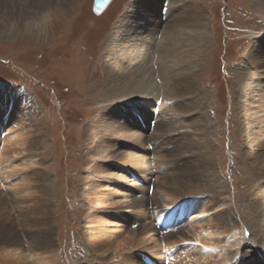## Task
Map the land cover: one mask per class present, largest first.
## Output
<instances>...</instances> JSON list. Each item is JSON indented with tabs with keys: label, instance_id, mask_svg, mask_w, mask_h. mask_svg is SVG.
Masks as SVG:
<instances>
[{
	"label": "rangeland",
	"instance_id": "obj_1",
	"mask_svg": "<svg viewBox=\"0 0 264 264\" xmlns=\"http://www.w3.org/2000/svg\"><path fill=\"white\" fill-rule=\"evenodd\" d=\"M147 1H150L151 4L159 2L154 10H149V13L146 12L143 21L140 22V28L144 25V29H149L152 24L153 17H150V14L159 15L162 2V0H137L140 10L145 8ZM173 1L174 13L179 10V7H183V4L189 5V2L193 1L199 6L205 4V17H209L208 42L205 55L201 60L202 66L197 69L199 75L197 76V86L203 90L202 102L205 104L203 115L207 116V119L210 118L216 126L210 135L211 137L209 136L212 150L210 149L208 154L219 174L220 181L226 184L221 190L223 197L220 203L222 207L231 206L232 219L238 223V227L231 229L232 231L227 233L221 231V233L213 236L215 239L213 244L206 241L207 239L203 238L202 240L200 237L192 235L193 233L190 236L186 235L185 237L188 239L176 243V251L187 250V258H196L198 255L207 253L209 246L212 245L215 250H211V253L217 254L221 250L217 244L218 241H216L218 237L222 240V244H225L235 234L238 238L244 237L241 245L234 246V252L238 251L237 255L240 256L242 249L247 244L253 243L251 239V236L254 237L253 229L248 221V213L244 212V209L246 201L259 186L256 179L251 178L249 174L247 175V170L253 164L249 159L251 157L249 153L253 147L249 146V141H246L243 130L240 103H245V100L239 99L237 94L236 80L240 71L236 65L246 57L253 43V36L249 33V27L254 28L257 24L262 23L257 17L259 13L249 10V8H253V2L257 0ZM132 2L135 0H111L101 14H96L93 7L94 0H0V92L12 86L28 91L35 97L39 112L33 121L29 120L27 116L24 117L25 121H23L21 119L22 111H18L14 120L19 122H14L12 126L6 127L5 125H9L7 120L9 117L11 120V114L14 112L13 105L3 104L0 99V111L6 112L4 117L0 114V121L6 119L4 127L7 128V131L4 132L6 134L0 140V163L2 167L8 166V162H4L5 158L8 157L15 158L14 164L25 163L26 159L31 158L30 161L38 163L31 164L32 166L29 168H27V164H24L16 172H22L21 177L22 175L26 177L31 173L43 171L51 178L52 199L49 202V218L37 225L35 222L24 225L23 222L15 219V229H19L20 234L22 233L19 235L21 250H24L30 260V263L25 262V264H42L45 257L50 260L51 264H103V259H107L111 264L118 259V257H114L115 254L118 255L117 252H122L120 255L122 258L119 259L120 261H116V264H129L123 261L125 254L144 256L141 254L144 252L137 250L134 243H130V246L118 247L121 245L119 240L123 237L120 238L117 234L122 233L121 231L124 229L122 224L126 218L116 211L130 204L131 197L128 195L130 190L149 182L151 184L147 194L151 195L153 189H158L159 192L156 195L161 206L163 205L160 208H172V205H164L162 192L168 191L169 181L172 182V178L177 175L178 169L174 172V176L172 174V177L169 176L171 177L168 178L169 181L165 180V176H168L167 173L172 166L173 168L176 166V162L181 164V158L176 152L169 154L167 141L160 139L163 142L152 144L155 138H159L164 132L156 133L152 139L148 138L149 143L152 144H149L151 148L144 146L143 142L140 145H134L133 142L130 144L131 151L136 155L148 156L147 161L151 160L147 167L152 172L145 180L146 182L144 181L145 183L141 180L138 182V178L131 175L127 168L128 175L125 178H120L122 173L115 170L112 182L106 183V180L101 179L103 182L99 187L93 190L90 187L99 184L96 183L97 178L95 179L91 174V166L102 161L98 155H94L90 151L93 133L88 127L93 119L109 105L105 101L112 100L106 96L110 89L108 84L110 71L105 64V47L111 41L121 17L126 13V7ZM139 19L141 18L139 17ZM41 21H45L43 23L45 26L42 28L38 26ZM164 22L159 29L165 28L167 22ZM157 59L152 58V69H156L161 64L164 65V63L165 65L171 63L164 59L162 63L157 64L160 62ZM160 89L161 96L164 98L163 101H165L167 97L166 94L165 97L163 96L165 89L163 86ZM173 101L166 100L168 103L165 109L150 107L152 112L148 119L154 122L160 116L165 115L174 122L184 120L185 117H182L178 109L172 107ZM155 111L157 112L154 113ZM184 122L177 124L174 132L171 130L166 132V137L167 135L168 137H176L181 126H185L186 123ZM143 123L141 126L145 128V136L148 137L149 129L153 130V126H149L148 129ZM9 127L10 129H8ZM186 129L190 128L187 127ZM2 131L4 129L1 128L0 132L2 133ZM38 132L42 135V142L39 145H33L30 142L32 135ZM7 134L13 136L17 134V138H21L19 143L12 141L11 143L7 139ZM5 136H7L6 139ZM142 145L146 150L142 148ZM4 151H6L5 155L3 154ZM145 151L148 153L146 154ZM248 160L249 165L247 164ZM194 161L190 160V164H195ZM143 165L139 164L138 166L143 168L141 167ZM2 167L0 166V180H3L2 183L0 182L1 203H3V196L6 194L14 195L16 189H19L18 191L21 193L25 188L33 187L34 182L31 179L27 182L29 185L22 187L19 185V187L16 186L17 188L12 187L13 184L9 179V183L6 182V184L5 181L7 180L5 179L9 174H2L1 171L7 169V167ZM134 179L137 181L135 182ZM131 181H134L136 185L131 186ZM181 183L180 191L192 192V195L187 200L184 197L177 201L175 205L181 204L177 209H184L181 202L187 203L189 200L195 208L189 220H182L184 226L181 225V227L188 231L193 230L196 225L205 223L215 208L208 209L204 205L208 200L207 194L199 193L204 192V190L199 186L198 180L190 179ZM186 188L188 189L186 190ZM32 191L30 190V192ZM168 193L174 197L179 196V194H173L171 191ZM87 200L94 207L87 209ZM201 201L203 202L200 205L202 207L195 206ZM29 203L31 202L27 204ZM0 207L2 206L0 205ZM9 208L6 207L4 211L9 212ZM18 209H11V212L17 213ZM150 213L152 212L150 211ZM30 214L34 215L32 212ZM4 218L5 216L0 217V221L5 220L7 225L14 223L13 220ZM154 221H157V216L154 214L143 219V223H155ZM244 225L249 227V229L247 227L249 233L243 228ZM24 231H28L30 235L24 234ZM43 231L50 232L52 247L45 248L38 255L32 257L33 253L29 251L32 241L39 239V233L42 234ZM114 236L117 239H114ZM158 237L157 234L149 246L154 247V242L157 240L163 244L164 241L159 240ZM108 238L113 239L110 248L101 244V241L103 242ZM176 239L179 240V237H172V240ZM117 244L119 245L117 246ZM163 247L164 245L162 249ZM159 248L158 246L159 253H162L163 250L161 251ZM131 249L134 251L131 252ZM123 250L126 251L125 254ZM257 250L259 251L258 247ZM189 252L192 253V256L188 255ZM8 253H15L14 246L11 245V242L7 243L0 239V264H19L17 261L8 260L5 257ZM260 253L258 254L263 257ZM219 254L218 264H221L223 257L230 252L224 251ZM11 259L14 260V257ZM177 260H170L171 262L167 264H188L187 262L194 264L188 259ZM156 261L158 264H165L164 260ZM138 264L143 263L138 261ZM227 264H231V261Z\"/></svg>",
	"mask_w": 264,
	"mask_h": 264
},
{
	"label": "bare ground",
	"instance_id": "obj_2",
	"mask_svg": "<svg viewBox=\"0 0 264 264\" xmlns=\"http://www.w3.org/2000/svg\"><path fill=\"white\" fill-rule=\"evenodd\" d=\"M158 2L151 4L150 1H147L145 8L140 10L138 2L135 0V2H132L126 7V13L121 17V21L114 35H112L111 41L105 47V64L110 71V78L108 80L110 89L106 96L112 100L105 101L109 105L93 119L88 127L93 133V139L90 141V151L92 154L98 155L100 161H102L101 163L96 162L91 166V174L95 179L97 178L96 183H99L91 185V190L99 187L103 182L102 180H106V183L112 182L115 170L122 173L119 176L120 178H125L128 175V172H126L128 168L131 175L138 178V182L140 180L144 182L148 179L152 171L147 166L151 160L147 161L148 156H141V158L139 155H136L131 151L132 147L130 144L133 142L134 145H140L143 142L144 146L148 147L151 144L148 138H154L156 133L164 132L159 138H155L152 144L167 141L166 143L169 149H166L170 152L169 154L176 152L181 158V164L176 162V166L174 168L172 166L167 173L168 176H165V180L167 181L178 169V173L176 172L177 175H173V180L171 179L172 182L168 180L170 183L168 185V191L166 192L165 190L162 192L164 205H172V209L160 208L163 205L161 206V202L157 197L159 190L153 189V193L148 195L147 192L149 191L151 183L148 182L147 184L145 181V184H142V186L130 190L128 194L131 197L130 204L116 211L122 217L126 218V221L122 224V228H124L121 231L122 233L117 234L118 237H123L119 240V244L121 245L117 244V246L122 247L124 245L125 247V245L130 246V243H134L137 250L145 253H141L144 255L142 257L140 255L133 256L131 254H125L126 251L123 250L125 254L123 261L129 264H138V261L146 264L152 258L158 261H165L166 255L176 247V243L185 241L187 238L185 236H190L191 233L196 237H200L202 240L203 238L207 239L206 241L213 244L215 241L213 236L221 233V231L227 233L228 231H232L231 229L238 227V223L232 219L231 206L222 207L220 203L223 197L221 190L226 184L220 181L219 174L208 154L211 149V142L209 141L210 135L214 132L216 126L210 118L207 119V116L203 115L205 106L202 102L204 97L203 90L197 86V76H199L197 69L202 66L201 60L205 55L210 29V24H208L209 17H205V4L199 6L197 3L195 4V2L190 1L189 5L183 4V7H179V10L174 13V8L172 7L174 1L162 0L159 15L155 16L154 14H150V17H153L150 28L144 29V25L140 28V22L143 21L147 14L146 12L149 13V10H154ZM51 3L53 4V2ZM249 10L259 13L257 17L262 23L257 24L254 28L249 27V33L253 36V43L246 57L244 56L245 58L240 60L236 65L240 71L236 81L238 97L239 99L245 100V103L241 102V105L239 104L243 117V130L246 141H249V146L253 147V150L249 153L251 156L249 159L253 164L247 170V175L249 174L251 178L256 179V183L259 186L246 201L244 209V212L246 211L248 213V221L253 229L254 237L251 236V239L254 244H247L242 249L240 256H238V251L234 252V246L241 245L244 237L238 238L234 234L231 236L232 239L225 244H222V240L218 237L216 241H218L217 244L221 250L217 254L211 253V250L213 251L215 249L210 245L208 252L204 255H198L196 258H187L186 254L188 251L186 250L177 252L172 258H169L170 260H177L179 258L177 261L188 259V261L194 262V264H218L220 260L219 253L228 251L230 254L223 257L221 264H227L230 261L231 264H264V0L253 2V8H249ZM172 17L175 20L174 22L171 19ZM168 18L170 19L168 20ZM164 21L167 22L165 28L159 29ZM43 23L45 21L38 23V26L42 28L45 26ZM152 58H158L157 61L160 62L157 64L162 63L164 59H167V62L170 61L171 63H167L166 65L164 63L165 66L161 64L156 69H152ZM162 86L165 89L163 96L166 94V100H174L171 105L176 110L178 109L182 117H185L184 120H176L175 123L174 120L165 117V115L160 116L154 122L148 119L152 112L150 107L165 109L167 106L168 102L166 100L163 101L164 98L161 96L162 92L160 87L162 88ZM0 99L3 104L8 103V105H13L14 111L11 114V120L10 117L7 120L9 125H5L6 119L0 121V129H4L2 133L0 132V140L6 134L4 132L7 131L4 125L7 127L12 126L14 122H19L18 120H14L15 114L18 111H22L21 119L23 121H25V116L33 121L36 114L39 113L35 97L28 91L18 87L12 86L11 88L3 89L0 92ZM0 114L4 117L6 112L2 113L0 111ZM183 121L186 124L179 129L180 131L177 133L178 137H168V135L166 137L168 131L171 130L174 132L175 126L182 124ZM142 122H144L143 125L146 124V128L148 129L153 126V130L149 129L148 137L145 136V128L141 126ZM187 127L190 129H186ZM7 136H5V139L7 138L10 142L12 141L14 143H17L21 139L19 137L17 138V134H14V136L7 134ZM30 142L33 145H39L42 142V135L39 132L34 133ZM142 148L146 150L143 145ZM5 153L6 151L3 154L5 155ZM30 159H26L25 163L18 162V164H14L13 162H16L14 157L5 158L4 162H8V166H4L7 169L1 171L4 175L9 174L8 176L6 175V179L5 176L3 178L7 180L5 183H9L10 180L11 184H13L12 187L29 185L27 183L29 179L34 182L33 187L30 186V189L25 188L21 193L18 191L19 189H16L14 195L6 194L7 197L3 196L4 198H2L3 203L0 202L2 206L0 207V217L5 216L7 220L11 219L14 222L7 225L5 220L0 221V239L7 243L11 242L15 250V253H8L5 257L8 260L17 261L19 264H25V262L30 263V260L24 250H21L19 235L22 233L20 234L19 229H15L16 220H20L24 225L29 224V222H35L36 225L44 222L50 216L49 202L52 199V190L50 187L51 178L47 173L39 171L33 174L31 173V175L26 177H23V175L21 177L22 172H16L24 164H27V168H29L32 166L31 164L35 165L38 163L30 161ZM190 160H195V164L193 163L194 166L190 164ZM105 162L108 163L105 164ZM139 164H144L141 166L143 168H140L138 166ZM247 164L249 165V160ZM180 165L182 166L180 167ZM0 166L2 167L1 163ZM190 179L198 180L200 182L199 186L204 190V192L199 193L207 194L206 197L208 200L204 205L208 209H215L205 223L194 226L193 230L185 231L180 225L177 226L176 216L178 213L175 212L174 205L180 199L185 197L187 200L192 195V192L180 191L179 189L181 188L182 181L187 182ZM134 180L135 182L137 181V179ZM2 181L0 180L1 183ZM131 182L133 183H131V186H133L135 182ZM33 189L35 191H32ZM91 190L88 191L91 192ZM169 191L173 192V194H179L180 198H178L179 196H171L168 193ZM190 201H187V206L190 204ZM28 202L31 203L27 204ZM201 204H203L202 201L200 203L198 202L195 206L202 207L200 206ZM6 207H10L9 212L4 211ZM86 207L88 209L94 206L88 201ZM17 208H19L17 213L13 214L11 209L16 210ZM31 212L34 215H31ZM150 214L157 216V219L161 218V221L158 224L152 222L143 223V219ZM248 226L244 225L243 227L247 233H249ZM159 229H163L162 232ZM25 233L30 235L28 231H24ZM40 233L39 239L32 241L29 249L33 253L32 257L38 255L43 249L52 247L50 232L43 231L42 234ZM203 233L205 235H202ZM157 234L159 236L158 239L164 241V243H159L157 240V243L154 242V247L149 246V243L156 238ZM173 236H178L179 240H172ZM114 239L117 238L115 237ZM112 240L110 238L105 239L103 242L101 241V244L109 246L108 248H110ZM163 245L164 251L159 253L157 247L159 246V249L162 251ZM257 247L263 257L258 254L260 252L257 250ZM130 251L133 252L134 250L131 249ZM117 253L118 255L115 254L114 257H118V259L114 260L115 262L111 264H116V261H120L119 259L122 258L120 257L122 252ZM188 255L192 256V253L189 252ZM13 257L14 260L11 259ZM46 258L42 260V264H51L50 260ZM170 260L168 261L169 263L171 262ZM103 262V264L110 263L107 259H103ZM187 263L189 264V262Z\"/></svg>",
	"mask_w": 264,
	"mask_h": 264
},
{
	"label": "water",
	"instance_id": "obj_3",
	"mask_svg": "<svg viewBox=\"0 0 264 264\" xmlns=\"http://www.w3.org/2000/svg\"><path fill=\"white\" fill-rule=\"evenodd\" d=\"M111 0H94V11L96 14H101L103 10L108 6Z\"/></svg>",
	"mask_w": 264,
	"mask_h": 264
}]
</instances>
